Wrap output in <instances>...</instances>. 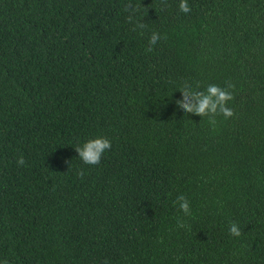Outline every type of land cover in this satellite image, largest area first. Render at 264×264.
I'll list each match as a JSON object with an SVG mask.
<instances>
[{
	"label": "trees",
	"instance_id": "16d2710c",
	"mask_svg": "<svg viewBox=\"0 0 264 264\" xmlns=\"http://www.w3.org/2000/svg\"><path fill=\"white\" fill-rule=\"evenodd\" d=\"M179 3L0 0V264H264V0Z\"/></svg>",
	"mask_w": 264,
	"mask_h": 264
},
{
	"label": "clouds",
	"instance_id": "9594fccd",
	"mask_svg": "<svg viewBox=\"0 0 264 264\" xmlns=\"http://www.w3.org/2000/svg\"><path fill=\"white\" fill-rule=\"evenodd\" d=\"M178 10L182 13L188 14L191 12V7L188 0H180ZM160 34L153 32L149 39V47L146 51L151 52L157 41L160 39ZM166 38V37H165ZM225 87L216 84H209L204 91L193 90L187 85L182 86L179 90L183 94V99L175 101V103L184 110L185 113H193L200 117H209L208 123L213 128L217 124V117L222 116L225 120L232 118L235 113L234 110L228 107V102L234 99L232 90L235 85L231 82H225ZM195 100L193 104L190 101ZM111 148V141L105 137H97L89 139L82 145L75 146L79 159L85 165H98L101 157L106 150ZM18 166H23L25 160L20 156L16 161ZM83 175V173H79ZM179 206V210L186 216L191 215L190 204L184 195H179L174 202ZM178 227H184L181 220L177 221ZM229 234L234 237L241 236V229L236 222H231L228 228ZM2 264H9L8 259H4ZM107 264V262H106Z\"/></svg>",
	"mask_w": 264,
	"mask_h": 264
}]
</instances>
